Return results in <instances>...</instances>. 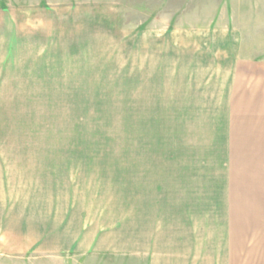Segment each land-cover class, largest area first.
Masks as SVG:
<instances>
[{
	"label": "rangeland",
	"instance_id": "374dc122",
	"mask_svg": "<svg viewBox=\"0 0 264 264\" xmlns=\"http://www.w3.org/2000/svg\"><path fill=\"white\" fill-rule=\"evenodd\" d=\"M237 45L264 0H0V264H264Z\"/></svg>",
	"mask_w": 264,
	"mask_h": 264
},
{
	"label": "crops",
	"instance_id": "0c3cea01",
	"mask_svg": "<svg viewBox=\"0 0 264 264\" xmlns=\"http://www.w3.org/2000/svg\"><path fill=\"white\" fill-rule=\"evenodd\" d=\"M226 34L236 35L237 37L239 33L238 29L234 28L233 31L227 30ZM244 48H240V46L237 45L233 53L231 51L227 52L228 58L231 56L233 57V61L231 63L228 62V68H232L230 77L232 78L235 76L234 79L236 80V84H240V82H242L238 79L244 80V83L245 80H249L250 83H252L253 81L255 85L257 83L263 84L264 60H259L257 57H253L252 48L246 47V49L243 50ZM253 52L257 51L253 50ZM242 90H244V88ZM261 90L262 89H258L257 92H260ZM248 97L249 95H247V97L243 96V98L246 99H248ZM242 99H239V96L235 98L232 97V94H229L227 101L230 109H232V106L234 107V109L235 107L237 109H235L234 113L230 112V110L227 114H225V117L229 119L228 124L230 125V128L228 130L229 142H235L236 139L238 141L239 138L234 139L231 136V131L240 130V133H242L243 131L247 135L243 139V142H245V144H233L229 146L236 148H264V94H255L254 97L250 100L249 104L247 103V100ZM231 126H233V128H231ZM225 148H227V146H225Z\"/></svg>",
	"mask_w": 264,
	"mask_h": 264
}]
</instances>
